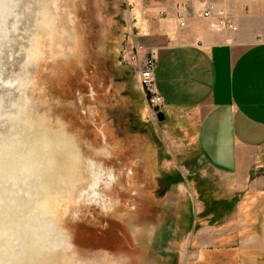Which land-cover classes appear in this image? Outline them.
<instances>
[{
	"label": "rangeland",
	"instance_id": "rangeland-1",
	"mask_svg": "<svg viewBox=\"0 0 264 264\" xmlns=\"http://www.w3.org/2000/svg\"><path fill=\"white\" fill-rule=\"evenodd\" d=\"M127 6L0 0V264H173L201 163L138 82Z\"/></svg>",
	"mask_w": 264,
	"mask_h": 264
},
{
	"label": "crops",
	"instance_id": "crops-1",
	"mask_svg": "<svg viewBox=\"0 0 264 264\" xmlns=\"http://www.w3.org/2000/svg\"><path fill=\"white\" fill-rule=\"evenodd\" d=\"M126 8L128 58L138 66L150 52L156 58L151 90L179 129L175 140L196 149L201 166L191 177L210 185L213 202L236 199L202 215L188 177L192 209L179 210L163 255L173 264H264V0H128Z\"/></svg>",
	"mask_w": 264,
	"mask_h": 264
},
{
	"label": "trees",
	"instance_id": "trees-1",
	"mask_svg": "<svg viewBox=\"0 0 264 264\" xmlns=\"http://www.w3.org/2000/svg\"><path fill=\"white\" fill-rule=\"evenodd\" d=\"M190 180L194 182L195 191L198 192V199L204 202L205 208L201 212L202 215L209 214V213H220L223 209L224 211H228L234 205L236 199L229 200V202L223 201H215L213 202L211 195L212 191H210V185L205 182L202 178L199 177H189ZM182 180V177L179 173L172 175L166 174L162 175L161 181H163L166 186L172 185V183H178Z\"/></svg>",
	"mask_w": 264,
	"mask_h": 264
},
{
	"label": "built area",
	"instance_id": "built-area-1",
	"mask_svg": "<svg viewBox=\"0 0 264 264\" xmlns=\"http://www.w3.org/2000/svg\"><path fill=\"white\" fill-rule=\"evenodd\" d=\"M209 15V12L205 13V16ZM232 27L231 24H229ZM234 28V27H233ZM141 45H137L135 48L139 49ZM156 67V58L150 52L147 56L139 62V69L137 71V79L139 84L144 90H146V97L149 102L155 107L157 104L158 107L161 106V98L155 92L151 90L154 84V69Z\"/></svg>",
	"mask_w": 264,
	"mask_h": 264
},
{
	"label": "water",
	"instance_id": "water-1",
	"mask_svg": "<svg viewBox=\"0 0 264 264\" xmlns=\"http://www.w3.org/2000/svg\"><path fill=\"white\" fill-rule=\"evenodd\" d=\"M156 116H157L158 121H163L164 112L163 111H159V112H157Z\"/></svg>",
	"mask_w": 264,
	"mask_h": 264
}]
</instances>
